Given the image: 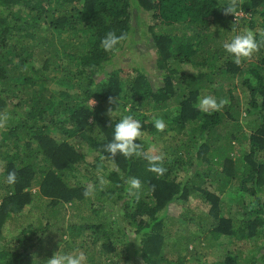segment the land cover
Returning <instances> with one entry per match:
<instances>
[{
  "label": "trees",
  "instance_id": "16d2710c",
  "mask_svg": "<svg viewBox=\"0 0 264 264\" xmlns=\"http://www.w3.org/2000/svg\"><path fill=\"white\" fill-rule=\"evenodd\" d=\"M245 1L246 17L237 22L222 12L227 0H0V118L7 117L0 128V264L41 259L42 235L34 224L11 246L6 241L15 217L38 198L47 201L37 225L49 236L83 235L73 243L88 264L97 251L102 261L130 264L127 249L137 243L136 264H184L175 249L176 259L166 256L168 243H182L170 242L172 207L203 232L187 248L202 235L210 249L218 243L206 264H264V45L239 66L223 48L258 14L264 28V0ZM134 8L151 13L158 28V87L142 69L107 68L130 39ZM109 31L128 35L112 52L101 47ZM204 91L228 96L227 104L200 111ZM125 115L141 122L136 143L145 153L162 142L163 176L148 170L143 155L113 158L105 151L114 135L109 125ZM244 116L252 119L245 124ZM157 118L164 131L154 127ZM13 170L17 182L9 185ZM129 177L141 181L136 196L126 190ZM88 185L94 195L86 198ZM194 200L206 214L191 209ZM108 203L124 224L96 219ZM68 206L91 209L71 215L69 223L62 212ZM115 233L122 234L119 243Z\"/></svg>",
  "mask_w": 264,
  "mask_h": 264
},
{
  "label": "rangeland",
  "instance_id": "374dc122",
  "mask_svg": "<svg viewBox=\"0 0 264 264\" xmlns=\"http://www.w3.org/2000/svg\"><path fill=\"white\" fill-rule=\"evenodd\" d=\"M242 4V8L244 11L246 4L245 0L240 1ZM246 15L243 14L242 17ZM250 17V16H248ZM254 21H256L255 24L251 22L252 27L249 26L248 23H245L243 27H241L239 30H237V34L242 33L245 30L251 29L257 34L261 30H264V28L261 26L262 18L260 15H256L254 18ZM133 31L131 33L130 39L125 45V48L123 51H119L117 53V56L113 59V62L107 66V68L110 70L112 68L117 67H124V68H137L142 69L149 79L151 80L152 84L156 87L161 85V71L158 69L156 65V59H157V53L155 45L153 44V30H157L158 28H155V20H153L151 13L144 11L143 9H137L134 8L133 13ZM236 34V35H237ZM214 96L210 91H204L203 96ZM215 97V96H214ZM217 98V97H215ZM221 98H217L219 100ZM223 99H226L228 102V96H224ZM96 105V103H95ZM94 105V106H95ZM252 118L244 116L242 118V122L247 124ZM162 142L157 143V147L152 146L150 147L147 152L150 154L160 155L161 151L159 146H162ZM241 156V154L236 150L235 157L238 158ZM37 190L35 188L33 192ZM45 199L38 198V201H35L30 207L26 208V210L20 215L15 217L14 224L11 223V230L6 234V241L10 242L14 240L17 234L22 229H25L30 224H34V226L37 228H40L38 234L42 235V239L40 240V246L37 254L41 256V259L38 260V264H45V262L53 256L54 253L58 252L60 249L62 252L65 253H73L75 254L77 251H83L79 248V244L73 243V241L76 240V242H82L84 239L83 235L77 234L73 236H56V235H50L49 232H44L43 229L40 227L41 224L37 225V222L41 215L45 214V206H46ZM192 207L191 209L195 211L196 213L206 214L203 211L204 205L201 204V201L194 200L191 203ZM41 207V208H39ZM66 210H62V212L68 214V220L71 219V215L73 214H86L90 212L91 207L87 206L86 210L85 208L82 209L81 207H77L80 212H76V209H72L70 206H68ZM183 209H180L179 207H172L171 210H169L168 213V219L167 221L169 228H171L173 234L175 235V238L172 239L170 242H174L175 239L178 240L181 238L182 243H176V246L168 243V248L170 253H166V256L172 259H176L175 250L178 251V254L180 257H185L184 264H206L207 261L211 262L214 261L215 255L213 253L217 252L218 243L213 242L212 248L210 249L208 245H205L203 238L204 235L200 237V239L195 240V244H190L189 248L186 247V243L188 241H193V239L199 235L203 234L198 232V229L195 225L194 228L189 226L184 219V215H182ZM118 216V217H117ZM75 218H73L74 221ZM97 220H102V222L112 225V223H117L116 220L124 224V221L121 219V214L116 209V205L108 203L107 207L103 210H100L96 216ZM13 220V219H12ZM80 221V219H79ZM71 223L70 221H68ZM186 222V223H185ZM83 224V223H82ZM43 232V233H42ZM128 234V233H127ZM182 235V236H181ZM122 234L115 233L113 234L112 238L115 242H120ZM88 234L85 235L86 239H89ZM130 237V236H129ZM13 238V239H12ZM131 238V237H130ZM5 243V242H3ZM13 244V241L11 242L10 246ZM139 244H129L128 255L131 256V263L130 264H136L139 262L138 258V252ZM84 252V251H83ZM213 252V253H212ZM86 254V253H85ZM99 252L97 251V258L96 262L94 264H111L109 261H102L100 257L98 256ZM87 258V256H86ZM207 259V261H205ZM86 264H88L86 259Z\"/></svg>",
  "mask_w": 264,
  "mask_h": 264
},
{
  "label": "clouds",
  "instance_id": "9594fccd",
  "mask_svg": "<svg viewBox=\"0 0 264 264\" xmlns=\"http://www.w3.org/2000/svg\"><path fill=\"white\" fill-rule=\"evenodd\" d=\"M224 15H232L235 20H238L244 14L242 4L240 0H227V3L221 7ZM262 37L261 40H257V33L251 29L245 30L240 34L235 35L230 41L223 43L225 51L233 56V63L239 66L243 60L251 58L256 52L260 50V47L264 45V30L259 32ZM127 33H120L119 35L115 31H109L101 40V47L106 52H112L121 42L127 40ZM92 107L96 101H90ZM109 103H117L116 98L109 97ZM227 104L226 99L215 98L214 96L208 95L198 98L196 107L203 112L211 113L220 111ZM113 110L108 109V115L113 118ZM7 117L0 118V128H3L6 124ZM154 127L157 131H164L166 124L163 119L157 118L154 120ZM114 128V135L111 142L105 145V151L113 158L117 154L123 155L125 158H132L133 156H141L148 161V170L163 176L167 171L163 167L164 157L163 155H155L145 153L143 151L142 144L136 143L137 140L142 138V124L133 115H125L121 117L115 125H109ZM6 182L9 185H14L17 182V172L15 170L8 172ZM127 192L129 195L136 196L142 187L141 181L136 177H129L125 181ZM83 195L88 198L94 195V188L91 185L85 187ZM138 198V196H137ZM86 254L83 251H77L73 253L62 252L61 249L54 253L45 264H86Z\"/></svg>",
  "mask_w": 264,
  "mask_h": 264
}]
</instances>
